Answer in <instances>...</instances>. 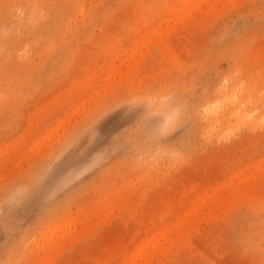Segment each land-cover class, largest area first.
<instances>
[{"label":"rangeland","instance_id":"1","mask_svg":"<svg viewBox=\"0 0 264 264\" xmlns=\"http://www.w3.org/2000/svg\"><path fill=\"white\" fill-rule=\"evenodd\" d=\"M0 264H264V0H0Z\"/></svg>","mask_w":264,"mask_h":264},{"label":"snow or ice","instance_id":"2","mask_svg":"<svg viewBox=\"0 0 264 264\" xmlns=\"http://www.w3.org/2000/svg\"><path fill=\"white\" fill-rule=\"evenodd\" d=\"M152 113L145 112L143 116L136 122L137 130L152 129ZM184 127V122L180 120H170L163 127L154 130L155 134H168L180 130ZM96 136V129L93 126L89 130L88 139L84 140L81 144V148H86L91 144L92 139ZM182 155V153H180ZM78 160L74 156L65 157L58 166L46 170L39 179L28 189L17 193L8 202L10 207L8 208V214L11 215L16 212L25 211L33 206L43 207L47 202L52 199L53 192H59L63 186V183L73 171L77 170ZM5 231H8L7 225H5Z\"/></svg>","mask_w":264,"mask_h":264},{"label":"bare ground","instance_id":"3","mask_svg":"<svg viewBox=\"0 0 264 264\" xmlns=\"http://www.w3.org/2000/svg\"><path fill=\"white\" fill-rule=\"evenodd\" d=\"M209 4H210V3H209ZM208 6H209V5H208ZM210 6H211V4H210ZM211 7H212V6H211ZM206 8H208V7H206ZM206 10H207V9H206ZM198 13H199V12H198ZM193 17H194V16H193ZM182 22H183V21H182ZM182 24H183V23H182ZM130 63H131V62H127L128 66L130 65ZM133 68H134V67H133ZM132 73H133V71H132ZM134 75H135V74H134ZM136 78H137V77H136ZM162 107H163V106H162ZM154 109H155V108H154ZM150 111H151V110H150ZM153 112H154V111H153ZM165 112H166V111H165ZM167 112H168V110H167ZM154 113H155V112H154ZM156 113H157V112H156ZM158 113H159V112H158ZM162 115H163V114H162ZM160 118H161V117H160ZM160 124H161V123H160ZM154 134H155V133H154ZM71 135H72V134H71ZM75 135H76V133H75ZM67 138H68V137H67ZM73 138H74V137H73ZM71 139H72V138H70V139L68 140V142H70ZM68 142H67V140H66V142H64V144L62 145V148H63L65 145H67ZM68 144H69V143H68ZM62 148H59V149L62 150ZM58 151H59V150H58ZM52 152H53V151H52ZM56 153H57V152H56ZM49 155H50V154H49ZM47 156H48V155H47ZM51 156H53V158H54V157H55V154L52 155V153H51ZM259 158H260V157H259ZM51 160H52V158H51L48 162L45 161V162H44L45 164L43 163L40 167H39V166L36 167L35 171H33L32 177L29 175V176H30L29 178H31L32 180H33L34 178L36 179V178L40 175V173L42 172V170L47 166V164H48ZM249 160H251V159H249ZM262 160H263V159H262ZM253 164H255V163H253ZM250 166H251V165H250ZM256 166H257V165H256ZM258 167H259V166H258ZM235 168H236V167H235ZM254 168H255V167H254ZM259 168H260V167H259ZM248 170H249V168H248ZM252 170H254V169H252ZM249 171H251V170H249ZM235 172H236V171H235ZM251 172H252V171H251ZM258 172H259V170H258ZM31 173H32V172H31ZM241 173H242V172H241ZM244 174H245V171H244ZM247 174H248V173H247ZM249 176H250V175H249ZM251 176L254 177V175H251ZM244 177H245V176H244ZM255 177H256V174H255ZM235 178H236V177H235ZM249 178H250V177H249ZM35 179H34V180H35ZM237 179H238V178H237ZM254 179H255V178H254ZM34 180H33V181H34ZM217 180H218V179H217ZM232 180H233V179H232ZM241 180H242V178L240 179V181H241ZM250 180H251V179H250ZM30 181H31V180H30ZM30 181H29L28 184H27L28 186H30V184H31ZM33 181H31V182H33ZM218 181H219V180H218ZM220 181H222V180H220ZM228 181H229V180H228ZM237 181H238V180H237ZM245 181H247V180H245ZM245 181H244V182H245ZM241 182H242V181H241ZM247 182H248V181H247ZM239 183H240V182H239ZM210 184H211V183H210ZM228 184H229V183H228ZM225 185H226V184H225ZM232 185H233V184H232ZM235 185H236V184H235ZM254 185H255V184H254ZM204 187H205V186H204ZM206 187H207V186H206ZM208 187L210 188V185H209ZM231 187L234 188V186H231ZM237 187H238V186H237ZM237 187H235V188L237 189ZM213 188H214V187H213ZM235 188H234V189H235ZM210 189H212V187H211ZM229 190H230V192H231V189H229ZM202 191H204V190H202ZM197 192H198V191H197ZM209 192H210V191H209ZM198 193H199V192H198ZM201 193H202V192H201ZM231 193H232V192H231ZM210 194H211V192H210ZM210 194H209V195H210ZM209 195H208V196H209ZM191 196H192V195H191ZM204 196H205V195H204ZM208 196H207V197H208ZM214 196H215V195H214ZM187 197H188V196H187ZM189 197H190V196H189ZM198 197H199V196H198ZM209 197H210V196H209ZM195 198H196V197H195ZM211 198H212V196H211ZM228 198H229V197H228ZM232 198H233V197H232ZM242 198H243V197H242ZM184 199H185V198H184ZM192 199L194 200V197H193ZM207 199H208V198H207ZM214 199H215V197H214ZM190 200H191V199H190ZM196 200H197V199H196ZM204 200H205V199H204ZM229 200H230V199H228V201H229ZM184 201H185V200H184ZM187 201H189V200H187ZM206 201H207V200H206ZM212 201H213V200H212ZM226 201H227V200H226ZM228 201H227V202H228ZM209 202H210V201H209ZM218 202H219V201H218ZM182 203L184 204V202H182ZM203 204H204V203H203ZM208 204H209V203H208ZM216 204H217V203H216ZM184 205H185V204H184ZM196 205H197V204L195 203V207H196ZM201 205H202V203L200 204L199 209H200ZM210 205H211V204H210ZM218 205H219V204H218ZM182 206H183V205H182ZM214 206H215V205H214ZM195 207H194V208H195ZM215 207H216V206H215ZM182 208H183V207H182ZM191 209H192V208H191ZM201 210H202V209H201ZM193 211H194V209H193ZM172 212H173V211H172ZM179 212H181V211L179 210ZM184 213H185V212H184ZM202 213H203V211H202ZM205 213H206V212H205ZM185 214H186V213H185ZM210 214H211V213H210ZM209 216H210V215H209ZM180 217H181V216H180ZM180 217H179V218H180ZM185 217H186V215H185ZM199 218H200V217H199ZM206 218H207V216H206ZM206 218H205V219H206ZM174 219H175L174 221H176V218H174ZM193 219H194V218H193ZM188 220H189V219H188ZM190 220H192V219H190ZM194 220H195V219H194ZM202 221H203V220H202ZM186 222H187V221H186ZM186 222H185V223H186ZM191 222H192V221H191ZM197 222H198V221H197ZM150 223H151V222H150ZM164 223H165V222H164ZM164 223H163V224H164ZM68 224H69V223H68ZM70 224H71V223H70ZM70 224H69V225H70ZM186 224H187V223H186ZM188 224H189V223H188ZM69 225H68V226H69ZM155 225H157V224H155ZM169 225H170V224H169ZM68 226H67V227H68ZM147 226H148V224H147ZM157 226H159V225H157ZM157 226H156V228H158ZM162 226H163V225H162ZM67 227H66V228H67ZM141 227H142V226H141ZM149 227H150V225H149ZM156 228H155V230H156ZM68 229H69V228H68ZM141 229H142V228H141ZM184 229H185V228H184ZM142 230H143V229H142ZM147 230H148V229H147ZM147 230H145V231H147ZM151 230H152V229H151ZM137 231H138V230H137ZM140 231H141V230H140ZM168 231H169V230H168ZM152 232H153V231H152ZM154 232H155V231H154ZM142 233H143V232H142ZM159 233H161V232H159ZM164 233H165V232H164ZM169 233H170V232H169ZM145 234H147V233H145ZM171 234H172V233H171ZM180 234H181V233H180ZM180 234H179V235H180ZM183 234H184V233H183ZM185 234H186V233H185ZM140 235H141V234H140ZM153 235L155 236V233H154ZM159 235H160V234H159ZM175 235H176V234H175ZM149 236H150V235H149ZM164 236H165V235H164ZM177 236H178V234H177ZM181 236H182V234H181ZM142 237H143V234H142ZM156 237H158V236H156ZM169 237H170V236H169ZM173 237H174V236H173ZM178 237H179V236H178ZM127 238H128V237H127ZM127 238H126V239H127ZM130 238H131V237H130ZM143 238H144V237H143ZM147 238H148V236H147ZM147 238H146V239H147ZM165 238H166V237H165ZM165 238H164V240H165ZM124 239H125V238H124ZM126 239H125V240H126ZM137 239H139V238H137ZM170 239H171V237H170ZM121 240H123V239H121ZM129 240H131V239H129ZM166 240H167V239H166ZM166 240H165V241H166ZM159 241H161V240H159L158 238L156 239V238L154 237V239L152 238L151 240L147 241L146 243H143V244H142L141 242H140L141 244H140V243H137V244H140V245L138 246V245L136 244V245H137L136 254L139 255V256H140V255L143 256V255L147 254L149 251H153V250L155 249V245H156L157 243H159ZM167 241H169V240H167ZM121 242H122V241H121ZM125 242H126V241H125ZM136 242H138V241H136ZM136 242H134V243H136ZM123 243H124V242H123ZM162 243H163V241H162ZM168 243H171V242H168ZM165 244H166V243H165ZM165 244H164V245H165ZM124 245H125V243H124ZM164 245H163V246H164ZM161 246H162V245H161ZM167 246L169 247V244H167ZM164 247H165V246H164ZM134 248H135V247H134ZM160 249H161V248H160ZM163 249H165V248H162L161 250H163ZM167 250H168V249H167ZM164 252H165V251H164ZM154 253H155V250H154ZM149 254H151V253H149ZM149 254H148V256H149ZM151 255H152V254H151ZM151 255H150V256H151ZM150 256H149V257H150ZM144 257H147V255L144 256ZM133 258H134V257H133ZM135 258H136V257H135ZM149 260H150V259H149ZM149 260H148V262H149ZM144 262H145V261H144ZM145 263H147V262H145Z\"/></svg>","mask_w":264,"mask_h":264}]
</instances>
